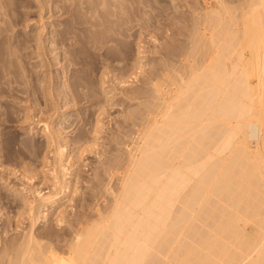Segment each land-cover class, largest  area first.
Returning <instances> with one entry per match:
<instances>
[{"label":"bare ground","instance_id":"6f19581e","mask_svg":"<svg viewBox=\"0 0 264 264\" xmlns=\"http://www.w3.org/2000/svg\"><path fill=\"white\" fill-rule=\"evenodd\" d=\"M98 1L84 3L94 14H105L108 1L112 9L122 7L121 1L115 4L119 0ZM207 1L212 6L204 3L202 8L195 0L186 3L190 18L183 26L187 30L184 52L180 58L176 53L178 60L171 56L174 60L161 66L159 75H152L158 69L151 73L154 85L147 79L153 95L144 93L153 97H146L150 106L147 99L145 104L153 118L137 134L133 153L129 151L110 210L69 239L62 255L39 243L33 228L39 217L43 220L47 210L61 207L62 199L71 193L70 170L65 169L69 142L58 124L47 123L46 118L42 123L40 116L48 112H38L40 118L35 116L34 121L42 126L45 153L50 157L44 153L42 162L47 166L42 167L46 170L51 164L39 174L52 191L44 195L28 187L14 193L23 195L30 225L19 239L0 247V264H264V0ZM108 15L104 23L100 16V22L98 16L92 17L95 22L90 18L88 30L103 27L95 32L98 36L110 29L117 32L119 24L114 20L111 25L113 14ZM111 34L105 41L113 40ZM104 38V44L98 42L101 47L106 46ZM140 58L136 57L142 64ZM30 128L33 133L35 128ZM79 153L84 154L83 148ZM19 176L26 184L31 181L29 176Z\"/></svg>","mask_w":264,"mask_h":264},{"label":"rangeland","instance_id":"374dc122","mask_svg":"<svg viewBox=\"0 0 264 264\" xmlns=\"http://www.w3.org/2000/svg\"><path fill=\"white\" fill-rule=\"evenodd\" d=\"M120 1L121 11L115 8L118 6L110 7L112 1L105 3V15L98 10L95 14L90 12L92 9H88L85 0H68L66 3L63 0H0V247L19 239L30 225L29 216L24 212L23 195L14 193L18 189L28 191V187H35L45 195L52 189L41 174L51 168V164L46 170L42 167L46 165L43 163L46 151L40 133L42 126L36 123L37 118L41 117L42 123L46 118L47 123L58 124L64 140L69 142L66 144L69 158L65 169L70 170L67 174H70L71 186L70 195L60 202L61 207L47 210L45 219L39 217L40 220H36L33 233L41 241L39 243L54 247L56 253L62 255L69 239L110 210L113 191L118 188L130 159L129 151L132 152L138 135L149 126V118L153 116L147 112L151 101L148 104L146 97H153V86L148 84L154 85L155 78H151L175 59L173 55L177 59L179 53L181 57L187 31L185 23L190 18V10L185 8L190 0H119L115 4ZM98 2L92 4L96 6ZM197 2L202 8L204 3L208 7L213 4L207 0H195L194 4ZM107 13L109 17L113 14L109 22L115 20L113 24L117 22L120 29L104 31L102 34L109 33L105 39L104 35L95 33L103 31V27L91 29V32L88 23L91 19L95 22L93 14L94 19L98 16V21L102 18L101 23L106 22L109 19ZM102 16L107 17L106 20ZM110 34L114 35L111 43L105 41L111 39ZM102 38L105 47L98 45L99 41L104 44ZM138 52L142 54L139 53V57ZM171 56L174 59L171 60ZM136 57H141L143 65ZM136 60L141 65L136 64ZM138 66H143L138 70L140 75ZM147 91L152 92L151 95L144 93ZM50 107L53 109L48 110ZM26 109L30 111L27 115ZM38 112H48V118L47 114L44 113V117ZM58 113L62 119L57 121ZM27 117L33 122H28ZM52 117L54 120L51 121ZM30 126L36 131L33 129L31 133ZM82 148L84 154H78ZM70 164L75 165L68 167ZM19 173L26 178L29 176L31 181L27 184L20 181ZM24 196L29 198L31 195ZM59 210L62 211L61 218L57 216Z\"/></svg>","mask_w":264,"mask_h":264}]
</instances>
